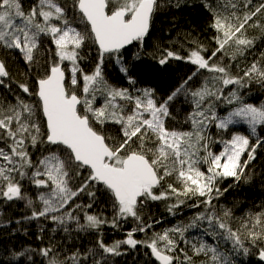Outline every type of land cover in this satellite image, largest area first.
Instances as JSON below:
<instances>
[{"label":"snow or ice","instance_id":"snow-or-ice-1","mask_svg":"<svg viewBox=\"0 0 264 264\" xmlns=\"http://www.w3.org/2000/svg\"><path fill=\"white\" fill-rule=\"evenodd\" d=\"M200 3L215 47L186 33L195 47L182 56L148 43L156 17L181 0H32L27 7L0 0V220L11 223V209L23 202L30 214L22 220L50 221L51 232L63 233L37 248L0 242V264H116L139 246L149 250L144 264H237L233 254L253 249L264 262V204L235 228L233 208L218 205L229 188L253 181L248 170L264 152V101L251 102L254 89L264 95V0ZM131 48L132 61L150 55L161 66L186 60L193 69L158 98L138 87ZM248 55L255 58L240 68ZM8 58L24 65L23 82L11 76ZM110 65L127 86L110 79ZM240 124L245 132L232 127ZM229 178L237 183L222 187ZM189 200L202 210L187 222L134 238L153 227L143 215L150 202H165L175 215ZM101 202L111 220L91 211ZM129 219L136 227L126 238L106 243L102 227ZM0 227L9 238L21 230ZM194 229L202 234L189 238ZM81 234L95 238L91 246L77 244ZM224 242L231 249L221 250Z\"/></svg>","mask_w":264,"mask_h":264},{"label":"trees","instance_id":"trees-1","mask_svg":"<svg viewBox=\"0 0 264 264\" xmlns=\"http://www.w3.org/2000/svg\"><path fill=\"white\" fill-rule=\"evenodd\" d=\"M25 7L32 3V0H23ZM210 16L203 8L200 0H181L180 8H169L159 14L154 22L152 39L149 40V45L154 42H158L162 47H171L177 51L180 55L185 56L189 49L194 48V44H190L185 39V34L190 33L189 39L195 38L202 45L212 50L215 47V42L212 39L213 31L208 27ZM261 49L257 48L255 54L258 55ZM135 51V48H131L127 54V59L130 63L135 64V70L133 75L137 77L139 84L138 87L145 88L150 87L155 89L158 98L165 97L172 89H174L182 78H186L191 74L193 66L186 60H170L166 65H159L158 60L154 59L150 55H145L140 61L131 60V52ZM149 52H152V47L148 48ZM0 58H4V54L0 52ZM255 58L254 55H248L247 60H240V68L245 67L247 63H250ZM235 63V62H233ZM7 65L11 76L17 80L23 82L26 77L22 75L25 71V67L22 63H18L14 58L7 59ZM91 65L86 63V70L90 69ZM106 72L110 79L120 84L121 86H127L126 81L122 75L118 72V66H108ZM4 89H0V95L4 93ZM253 99L251 102L259 103L264 101V95L258 93L255 89L253 91ZM11 98V97H10ZM182 119V117H181ZM169 126H172V122H169ZM236 131L245 132L246 125L232 126ZM213 131H216L213 129ZM260 130L258 129V135ZM254 139V138H253ZM221 145H213L214 151H219ZM250 175L254 176L251 183L245 184L239 182L237 186L229 188V190L220 198L218 205L233 208L234 218L231 221L233 227H238L240 220L237 218L243 217L249 211L258 210L259 206L264 204V178L261 177V173H264V152L258 150L256 161L253 162L248 170ZM231 178L223 181L222 187L227 188L228 185L234 184ZM172 201H169V203ZM194 201L189 200L185 205L176 210L175 215L167 211L165 202H150L149 207L143 213L145 221L153 225L152 229L147 233L136 232L135 237L138 240L147 239L152 235L153 231L159 232L163 229L172 227L176 224L187 222L197 211L190 205ZM92 212H102L109 220L112 218V209L110 205H105L103 202L99 206L94 207ZM30 214L23 206V202H17L15 207L11 209L9 215L11 223L7 219L0 220V225H6L8 229L20 228L19 232H15L10 238L4 233V229L0 227V242L9 243V246L15 245L19 248L21 246L37 248L47 245L49 239H54L59 242L63 238L62 232L53 233L49 229L55 227L50 221H24L22 217ZM21 220V224L17 225L15 222ZM159 221V223H156ZM43 224L45 232H40V226ZM136 227V222L129 219L126 222H121L120 227L113 228L110 224H106L102 227L103 239L106 243L111 244L113 241L122 240L126 238L128 231H131ZM27 229V233L24 229ZM202 234L201 230H191L188 234L189 238L197 237ZM38 236H43V243ZM94 237H90L86 234H81V239L77 241V244L82 247L91 246V241H94ZM210 243L215 244V241L209 237H205ZM184 246V245H182ZM125 248L127 246H124ZM231 249L230 242H224L223 248ZM124 249H122L123 251ZM149 250L139 246L136 250H128L120 257L113 258L116 264H144L145 260L149 257L145 256V252ZM255 254L244 256L242 253L233 254V258L237 264H262L257 260L258 251L253 249ZM191 254V253H190ZM2 259V256H0ZM41 257H37V260Z\"/></svg>","mask_w":264,"mask_h":264},{"label":"water","instance_id":"water-1","mask_svg":"<svg viewBox=\"0 0 264 264\" xmlns=\"http://www.w3.org/2000/svg\"><path fill=\"white\" fill-rule=\"evenodd\" d=\"M257 260H258L260 263L264 264V262H261V261L259 260V256H258V255H257Z\"/></svg>","mask_w":264,"mask_h":264},{"label":"rangeland","instance_id":"rangeland-1","mask_svg":"<svg viewBox=\"0 0 264 264\" xmlns=\"http://www.w3.org/2000/svg\"><path fill=\"white\" fill-rule=\"evenodd\" d=\"M226 114V113H225ZM222 147V146H221Z\"/></svg>","mask_w":264,"mask_h":264}]
</instances>
